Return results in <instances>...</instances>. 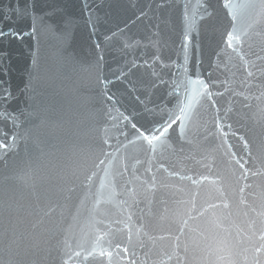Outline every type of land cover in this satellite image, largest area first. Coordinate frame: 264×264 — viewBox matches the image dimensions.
Returning a JSON list of instances; mask_svg holds the SVG:
<instances>
[{
  "label": "water",
  "instance_id": "obj_1",
  "mask_svg": "<svg viewBox=\"0 0 264 264\" xmlns=\"http://www.w3.org/2000/svg\"><path fill=\"white\" fill-rule=\"evenodd\" d=\"M126 2L109 107L88 34L83 66L41 37L40 115L0 136V264H264V0ZM29 43L0 41L13 91Z\"/></svg>",
  "mask_w": 264,
  "mask_h": 264
},
{
  "label": "snow or ice",
  "instance_id": "obj_2",
  "mask_svg": "<svg viewBox=\"0 0 264 264\" xmlns=\"http://www.w3.org/2000/svg\"><path fill=\"white\" fill-rule=\"evenodd\" d=\"M136 11L141 9L130 8L126 0H100L99 3L97 0H80L79 3H73V0H44V3L41 0H6L0 4V41H24L25 38L31 41L28 45L30 61L24 71V81L15 91L11 86L9 53L5 48H0V106L7 124L0 131V136L16 142L20 130L29 131L25 125H30L32 118L40 115L39 88L43 83L44 71L41 63L42 35L59 39L61 58L67 65L83 66L84 54L76 46L75 39L77 32H86L90 57L87 63L95 69L92 86L102 106L115 104L116 94H110V82L103 72V56L98 55L106 50L98 39V33L116 28L113 37L122 35L123 30L119 25L124 24L127 28V21ZM93 37L97 39L93 40ZM104 40L107 41L108 37L105 36ZM10 129L13 131L9 136Z\"/></svg>",
  "mask_w": 264,
  "mask_h": 264
}]
</instances>
